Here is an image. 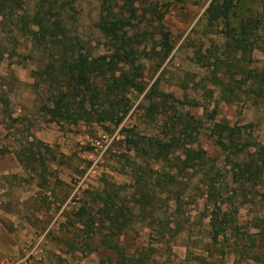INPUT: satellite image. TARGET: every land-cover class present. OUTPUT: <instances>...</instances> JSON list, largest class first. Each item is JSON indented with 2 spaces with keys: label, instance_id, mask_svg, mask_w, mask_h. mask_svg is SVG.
I'll return each instance as SVG.
<instances>
[{
  "label": "rangeland",
  "instance_id": "rangeland-1",
  "mask_svg": "<svg viewBox=\"0 0 264 264\" xmlns=\"http://www.w3.org/2000/svg\"><path fill=\"white\" fill-rule=\"evenodd\" d=\"M113 1V11L125 16L120 0ZM209 1L135 3L137 18L126 35L135 38L143 90L126 93L128 110L117 124L51 120L44 110L50 88L37 72L61 46L34 38L37 26L29 17L40 0H20L23 32L15 30L13 18H0V264H114L115 252L100 244L107 230L93 215L95 195L105 190L127 204L136 177L155 197V209L134 213L118 236L127 263L132 259L128 264H264V171L254 182L234 175L249 152L264 146V97L250 90L248 76L264 73V0L236 1L233 23L248 16L260 21L245 54L230 46L219 21L206 22ZM48 2L71 53L90 58L110 52L94 24L98 0ZM147 95L153 102L166 95L151 116ZM188 116L198 121L191 146L201 159L160 188L155 176L175 160L135 158L125 138L180 132ZM214 123L240 127L243 150L218 145ZM22 145L25 157L32 155L25 164L15 156ZM36 243L37 254L25 259Z\"/></svg>",
  "mask_w": 264,
  "mask_h": 264
},
{
  "label": "trees",
  "instance_id": "trees-1",
  "mask_svg": "<svg viewBox=\"0 0 264 264\" xmlns=\"http://www.w3.org/2000/svg\"><path fill=\"white\" fill-rule=\"evenodd\" d=\"M142 0H120L119 9L125 16L118 15L112 9L113 0H98L99 11L95 21V27L107 39L109 53L99 54L90 58H80L71 53L68 37L65 35L64 26L58 18L50 19L54 14L48 0H40L37 10L29 17L31 24L37 26L34 38L39 42H49L61 46L60 53L43 70L37 72L42 82L50 88L48 93V105L45 111L53 121H65L76 123L79 120L92 118L95 121L108 120L119 123L128 110L126 93L129 90L141 92L140 64L136 61L135 38L126 35L137 18L135 3ZM237 0H210L204 9L203 17L207 23L220 22L224 28V35L230 41V46L242 54L250 51L252 40L256 36L260 21L254 17H244L232 22L234 8ZM47 4V6L45 5ZM46 6V7H45ZM21 9L20 0H0V18H13L15 30H25V12ZM157 12L156 19L161 17ZM28 18V17H27ZM122 65V67L118 66ZM125 66V67H124ZM249 76V88L252 92L264 97V73L251 72ZM151 90L149 93H153ZM148 97V95H147ZM166 95H162L159 102L150 100L146 106V112L151 116L163 105ZM198 128V121L188 116L182 122V130L164 132L161 137L141 136L137 133L125 138L128 150L133 152V157H146L149 160L175 162L169 164L168 169L159 172L155 176L156 184L163 189L175 181L178 173L194 168L201 159L196 149L191 146V130ZM242 130L237 126H229L226 123H214L211 134L215 136V142L227 149L237 148L241 152L244 144L239 147L238 139ZM16 158L25 164V158L30 160L32 155L25 157V145L15 151ZM172 157V159H170ZM173 169L174 172H170ZM264 171V146L260 145L249 152L248 159L234 175L243 177L251 182L261 177ZM144 179L135 178V189L131 194V200L127 204L116 201L109 192L103 190L96 193L95 214L105 224L106 233L100 234V244L115 252L114 264H128L132 259H125V253L117 242L118 236L128 226L134 213L153 214L155 209V197L146 192ZM264 201V191L261 193ZM86 213L85 207L80 206L76 215L81 218ZM92 215L88 219L92 220ZM87 218L81 222L86 223ZM114 240V241H113Z\"/></svg>",
  "mask_w": 264,
  "mask_h": 264
},
{
  "label": "built area",
  "instance_id": "built-area-1",
  "mask_svg": "<svg viewBox=\"0 0 264 264\" xmlns=\"http://www.w3.org/2000/svg\"><path fill=\"white\" fill-rule=\"evenodd\" d=\"M37 245H38V243L32 245L28 249V251H26V253H25V259H27L28 257H34L37 254V251H38ZM13 264H22V263H21V261H18V262L13 263Z\"/></svg>",
  "mask_w": 264,
  "mask_h": 264
}]
</instances>
